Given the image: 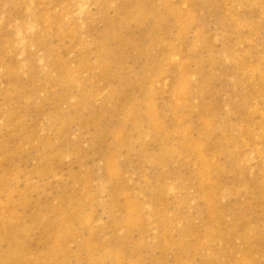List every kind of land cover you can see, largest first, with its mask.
Instances as JSON below:
<instances>
[{"label":"rangeland","instance_id":"1","mask_svg":"<svg viewBox=\"0 0 264 264\" xmlns=\"http://www.w3.org/2000/svg\"><path fill=\"white\" fill-rule=\"evenodd\" d=\"M263 233L264 0H0V264H264Z\"/></svg>","mask_w":264,"mask_h":264},{"label":"bare ground","instance_id":"2","mask_svg":"<svg viewBox=\"0 0 264 264\" xmlns=\"http://www.w3.org/2000/svg\"><path fill=\"white\" fill-rule=\"evenodd\" d=\"M1 233H2V232H1ZM263 234H264V233H263ZM0 235H1V234H0ZM261 236H262V235H261ZM3 238H4V237H3ZM3 238H2V239H3ZM5 238L10 240V239H11V235H10V234H9L8 236L6 235ZM0 239H1V238H0ZM12 247H13V246H11L10 249H13ZM11 252H12V251H11ZM16 261H17V260H16ZM15 264H16V263H15Z\"/></svg>","mask_w":264,"mask_h":264}]
</instances>
